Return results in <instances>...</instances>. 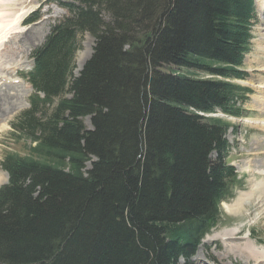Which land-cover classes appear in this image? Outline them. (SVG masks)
Returning a JSON list of instances; mask_svg holds the SVG:
<instances>
[{"label":"trees","instance_id":"trees-1","mask_svg":"<svg viewBox=\"0 0 264 264\" xmlns=\"http://www.w3.org/2000/svg\"><path fill=\"white\" fill-rule=\"evenodd\" d=\"M67 7L35 52L31 107L12 123L30 144L3 161L0 264L189 261L238 182L226 161L229 123L200 113L238 112L244 88L232 80L245 77L254 0ZM84 32L96 46L75 77Z\"/></svg>","mask_w":264,"mask_h":264},{"label":"rangeland","instance_id":"rangeland-1","mask_svg":"<svg viewBox=\"0 0 264 264\" xmlns=\"http://www.w3.org/2000/svg\"><path fill=\"white\" fill-rule=\"evenodd\" d=\"M83 1L37 0L31 2L27 0L22 3L14 0V2L9 1L11 6L5 8L7 11L3 15L7 18H12L11 14L17 12L20 14L19 20L24 19L25 21L22 25H19V21H17L18 26L15 23L7 29H4L3 24V29L0 28V33L3 34L5 30L4 35H7L0 41V68H4L0 73L3 72V76L15 80L11 81L13 83L6 91H3L4 86L0 88V94L6 92V94H10V97H14L11 101H2L0 105V108L5 107L6 111L2 113L0 110V187L7 184L10 178L3 165L7 152L16 151L24 155L27 151L25 146L30 144V140L28 141L27 138L13 134L12 123L23 110L30 106L29 100L33 93L27 77H20L22 81H18L16 77L22 76V74L18 70L16 72L14 70L17 67L33 66V54L47 43V38L54 27L71 16L67 5L79 6ZM255 3L253 38L250 51L247 52L244 59V70L248 76L244 81H237L252 88L245 103V112L249 115L248 122L242 124L239 122L244 120H231V117L221 115V111L218 112V117L232 124L227 131L232 148L230 155H226V161L227 164H232L235 167L240 184L221 204L222 221L202 238L201 244L191 259L194 264H203L205 260L207 264H264L262 263L264 262V0H255ZM102 13L106 19H110L111 15L108 11L103 10ZM27 18L28 20H26ZM29 31H34L35 37L25 41V38L19 33ZM77 44L78 49L74 58L75 77L79 76L87 61L92 57L96 46V37L89 32L79 33ZM172 68L177 69L176 66H172ZM164 69L170 70L169 68ZM259 69L260 72H258ZM179 70L195 76L209 77L201 71L188 70L187 68ZM71 95L68 92L67 96ZM251 118L252 120L259 119L260 127L257 125L254 127V124L249 122ZM255 122L259 125L258 121ZM84 123L88 128H92L89 117L84 118ZM211 158L212 160L217 159V154L212 153ZM89 165L91 164L87 163V168ZM255 188V194L244 202L243 207L238 211L230 210L228 206L234 204L242 193L248 194ZM234 228L237 230L235 231ZM232 233L234 236L231 235ZM253 244L258 248V250L255 248L256 252L259 251V254L256 253L257 256L255 253L253 254V250L246 252L247 248L254 249ZM184 262L182 260L181 263L184 264Z\"/></svg>","mask_w":264,"mask_h":264},{"label":"bare ground","instance_id":"bare-ground-1","mask_svg":"<svg viewBox=\"0 0 264 264\" xmlns=\"http://www.w3.org/2000/svg\"><path fill=\"white\" fill-rule=\"evenodd\" d=\"M9 1H13L14 2V0H0V28H2L3 26V24H4V29H7L9 26H11V25H14L17 21H19V25H22V24H24V19L22 20H19V17H20V14L19 13H14V14H11L12 16H10V17H12V18H7V16H4L3 15V13L5 12V11H7L5 8H7V7H9V6H11V3L9 2ZM16 1H20V2H22V3H24V2H26L27 0H15V2ZM31 2H34V1H37V0H30ZM31 4V3H30ZM27 20V19H26ZM6 22H7V25H6ZM16 25H17V23H16ZM18 26V25H17ZM22 27V26H21ZM3 29V28H2ZM1 29V30H2ZM2 33H3V31H1ZM4 33H6V31L4 30ZM4 33L3 34H1L0 33V41L1 40H3L7 35H4ZM15 35H17V34H15ZM19 35H22L23 36V38H25V41H28V40H31V39H33L35 36V33H34V31H29V32H23V33H19ZM5 44H3V46H4ZM6 46V45H5ZM8 46V45H7ZM258 72H260V69L258 70ZM263 72H264V70H263ZM3 85H4V87H5V89H3V91H6V89H9V87H11V86H8L7 85V83H3ZM10 94H6V92H3V93H1L0 94V105H1V103H2V101H6V100H8V101H11V100H13V98L14 97H10L9 96ZM264 101V100H263ZM9 103V102H8ZM0 110L2 111V113L3 112H6L5 111V107L4 108H0ZM255 123H257V122H255ZM263 185V184H262ZM257 186V185H256ZM255 190H256V188L255 189H253L252 190V192H250V193H248V194H241L239 197H238V199H236L235 200V203L234 204H232V205H230V206H228L229 208H230V210L231 211H238L241 207H243L244 206V202L245 201H248L251 197H252V195L253 194H255ZM263 191V190H262ZM258 195V194H257ZM234 230L236 231L237 229H235L234 228ZM234 231V232H235ZM236 234V233H235ZM231 235H233L234 236V233H232ZM250 245V244H249ZM254 245V244H253ZM246 247V246H245ZM255 248H256V250H258V248L254 245V249H251V248H247L246 249V252H248V250H253L252 252H253V254L255 253V255L257 256L259 253V251H255ZM263 251V250H262ZM251 252V253H252ZM256 253H258V254H256ZM247 254H249V253H247ZM250 257V256H249ZM263 260V259H262ZM201 262H202V260H200ZM262 263H264V262H262Z\"/></svg>","mask_w":264,"mask_h":264}]
</instances>
